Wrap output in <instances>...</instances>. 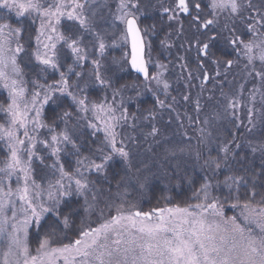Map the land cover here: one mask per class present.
Wrapping results in <instances>:
<instances>
[{
	"label": "snow or ice",
	"instance_id": "obj_1",
	"mask_svg": "<svg viewBox=\"0 0 264 264\" xmlns=\"http://www.w3.org/2000/svg\"><path fill=\"white\" fill-rule=\"evenodd\" d=\"M158 2L117 0L113 10L97 0H0V264H264V167L257 175L230 166L237 149L247 148L245 159L264 157V131L259 139L215 135L224 120L248 133L264 129V0ZM151 12L159 22L144 24ZM161 31L160 49L177 50L179 98L168 76L172 62L154 55L147 39ZM110 47L122 48L121 56L109 60ZM234 67L238 77L229 81ZM131 72L135 79L121 83L118 73ZM129 92L155 97L142 117L149 130L141 132L161 148L150 149L158 171L145 165L132 187L143 192L155 177L191 195L144 210L125 190L105 204L106 215L88 174L105 173L116 157L131 167L136 138L123 129L135 132L141 117L129 111ZM181 104L192 112L181 114ZM164 109L180 141L154 123ZM81 127L103 134L90 155L81 153ZM69 152L74 167L62 160ZM189 161L205 174L190 175ZM37 162L46 170L39 181ZM222 168L228 174L220 179ZM228 208L239 214L228 216Z\"/></svg>",
	"mask_w": 264,
	"mask_h": 264
},
{
	"label": "rangeland",
	"instance_id": "obj_2",
	"mask_svg": "<svg viewBox=\"0 0 264 264\" xmlns=\"http://www.w3.org/2000/svg\"><path fill=\"white\" fill-rule=\"evenodd\" d=\"M107 2L112 9H115V5L117 3V0H97V3H105ZM151 2L156 5L157 7H159V2L158 0H151ZM105 12L107 11L106 9L104 10ZM157 18L158 20H160V13L159 12H151L150 14L145 15L142 19H143V23L144 24H148L146 23V19L148 18ZM118 24V22H117ZM36 27L39 26V21L37 20L36 24L34 25ZM163 35V31L159 32L156 36H149L147 37V39L151 40L153 42L154 45V55H156L157 53H159V58L161 60H163L165 63L168 62H172L170 63L169 67H170V71L168 73L169 78L171 79L172 83H173V91H172V95H176L178 98V91L177 89L179 88V91H184V89L180 86H178L176 84V77L177 75L180 74L181 70L179 68V62L175 60V56L177 54V50L175 48L172 49L171 54H169L168 52H165L163 50L160 49V45H159V40ZM109 43H111V41H109ZM222 50L225 53H230V49H226L224 48V46L221 44L220 45ZM123 49L119 48V47H110L108 50V58L109 60H111V58L113 57H120L122 54ZM180 53L183 54V49L180 50ZM189 56L194 55L195 57V52H191L188 54ZM193 57V58H194ZM194 60V59H193ZM239 74V69L238 68H233L231 73H229L228 75V80L231 81L233 78V75H237L238 77ZM31 75V74H30ZM118 75L120 77H122L121 79V83L125 82V81H131L133 79L129 78L128 73H118ZM51 79V77L49 78ZM199 84V81H198ZM208 87H212L211 84L208 85ZM249 87H251V85H249ZM2 90V89H0ZM195 89H193V92L195 93ZM97 93L94 92L93 93V97H95ZM152 93L151 92H144L143 95H141L140 97H135V93L133 92H129L127 93V95H131L134 98L133 103H129L127 106L129 108L130 113H136L137 115H139L141 117L140 120L137 121V129L135 130V132L132 131V129L125 127L123 129V133L125 135H132L134 136L135 142L134 143H130V148L132 150V157H131V168L134 172V175H129L128 178V182L130 183L129 185H126L125 188L122 187L121 192L119 193L120 195H122L125 190H127V192L129 193V195L127 196V200L131 203H135L137 204L138 207H142L144 204V201L146 200V198L148 197V193H149V188L151 187L152 182L154 181V178L150 179L149 181V185L148 187H146L143 192H140L138 190H134V188L132 187L133 185H135L136 183V178L137 176H140L143 172H144V168L145 165H149L152 166V172H157L158 169L157 167L154 165V161L157 159V156L154 155L153 151H150V149H153L155 151V153H160L161 152V148L155 143V141L153 140L152 137H148L147 139L144 138L143 133H146L149 130V122L146 120H143L142 117L147 115V112L143 109H141V105H139V102H142V100L146 99L147 97H149ZM207 95V93H206ZM146 102L144 104H142L144 107H148L145 106ZM46 107V106H45ZM180 112L181 114H183L184 111H188L189 113L192 112V106L188 105V104H181L179 106ZM172 115L174 116L175 113H172ZM168 120H169V110L164 109V110H158V115H157V119L154 121V123H156L157 127L161 128L162 132L167 135L168 137H170L173 141H180L182 139V137L179 135L180 130L177 129V125L175 122H173L171 125L168 124ZM196 126L193 125L192 128L188 129V133L189 135L192 136V143L193 145L196 144V133L192 130L193 128H195ZM63 128V125L62 127ZM141 128L143 129V133L141 132ZM241 128V127H240ZM233 130V131H231ZM239 130V128H235L232 126V124L228 121V120H224L221 123H219L217 125V132L215 133V135H218L221 139L223 138H227L228 137V133L229 131H231V133L237 135V131ZM91 132V129H86V128H79L77 130V135L79 137V135H81L83 132ZM261 131H264V129H261L259 127H257V129L250 134L249 138L251 137H255L257 139L260 138V133ZM175 133V134H174ZM97 135H100V142L102 140L103 134L99 133ZM243 135L244 134H238V136H240L241 140H243ZM246 136V135H245ZM244 136V137H245ZM158 139H160L161 141H163V137H159ZM245 140V139H244ZM208 148L212 149L211 154L213 156L216 155L217 152V144L215 143V141H213L212 144H210L208 146ZM208 149H205V152L207 154ZM66 159L72 160L73 163L75 164V160L76 157L74 155H71V153L69 152L68 154H62V160L63 162L66 164L67 166V162ZM51 161H49L50 163ZM99 162V161H97ZM36 167V177L38 179V181L40 180L41 177L46 175V170L43 168V166L39 165V163L37 162V164L35 165ZM188 167H193V164L191 161L188 162ZM137 169H140V172H137ZM95 172V171H93ZM223 171L220 170V173L222 174ZM92 173V172H91ZM91 173H89V179L91 181H93L94 183L92 185H90V187H92L93 192L95 193L96 197H97V208H105V204L109 203V202H119L118 200V196H116L113 199H110L108 196H105L104 193H100V189L98 188V186L96 185V182L94 181L95 178L91 177ZM219 174V173H218ZM156 179H160L162 180L167 188H171L173 187L171 185L172 182H169L166 179H162V178H156ZM175 184V183H174ZM171 191V190H170ZM225 191H227L225 189ZM89 199L91 200V194H89ZM95 203V202H94ZM106 209V208H105ZM226 214L228 216H232V215H238L239 214V209H232V213L231 210L226 209ZM0 251H2V249H0Z\"/></svg>",
	"mask_w": 264,
	"mask_h": 264
},
{
	"label": "trees",
	"instance_id": "obj_3",
	"mask_svg": "<svg viewBox=\"0 0 264 264\" xmlns=\"http://www.w3.org/2000/svg\"><path fill=\"white\" fill-rule=\"evenodd\" d=\"M153 22H159V20L156 17L146 19V23L148 24H151ZM32 27L34 29L36 26L33 25ZM193 57L189 56V59L193 60L194 59ZM128 75L130 79L136 77V74L134 72L128 73ZM195 83L198 84V81H196ZM4 96H6V92H4V90H0V99H2ZM161 98L163 99V96H161ZM154 100L155 97L151 94L149 97L142 100V102H139L140 103L139 105H141V109L145 110L147 109V107H144L142 104L146 102L145 106L152 107ZM45 112H46V118H50L52 115L51 106H46ZM62 125L63 124H60V128L62 127ZM238 134H244L243 140L244 139L246 140L249 138L251 133H248L245 127H241L237 131V135ZM100 138H101L100 135L91 136L89 131L83 132L81 135H79L78 142L81 144L82 155H90L94 153L95 150L101 146ZM247 151H248L247 148L237 149V152L239 153V159H233L230 162V166L238 171H242L243 169H248L249 174L251 172H255L257 175H259L262 167H264V157H262L259 153L255 155L248 153L247 158L245 159L244 157ZM4 155H5L4 147L3 144L0 143V159H2ZM66 162H67V166L69 165L73 167L75 166L72 160L66 159ZM193 167H191V169L190 167H188L190 175H193L197 179H199L201 176L205 174L203 171L199 169L198 166H196L194 170ZM130 168L119 157H116L114 158L113 161L109 163L105 173L98 174L92 171L91 177L95 178L94 181L96 182V185L100 189V193H104L105 196H108L110 199H113L116 196H118V194L122 190V187L125 188L126 185L130 184L128 182L129 175L130 176L134 175L133 170ZM221 171L223 172L222 174L219 173L218 177L220 179H223V176L225 174H228V168H222ZM174 183L175 181H173L171 185L173 186ZM149 189L150 190L148 193V197L146 198L142 206L144 210H148L149 208L156 206H165V199H164L165 197H170L172 198L174 203H178L185 199L186 194L191 195L187 186L167 188L166 184L162 180L156 178H154V181L152 182L151 187ZM80 203L83 204V200H80ZM228 210H231L232 213L231 208H228ZM98 214L99 213L96 212V214L93 215L92 218L95 219ZM105 214L107 215V209H105ZM81 215L83 216L85 214L81 213Z\"/></svg>",
	"mask_w": 264,
	"mask_h": 264
},
{
	"label": "flooded vegetation",
	"instance_id": "obj_4",
	"mask_svg": "<svg viewBox=\"0 0 264 264\" xmlns=\"http://www.w3.org/2000/svg\"><path fill=\"white\" fill-rule=\"evenodd\" d=\"M219 47L221 48V46L219 45ZM222 49V48H221Z\"/></svg>",
	"mask_w": 264,
	"mask_h": 264
}]
</instances>
